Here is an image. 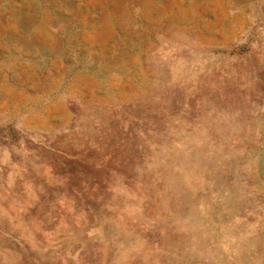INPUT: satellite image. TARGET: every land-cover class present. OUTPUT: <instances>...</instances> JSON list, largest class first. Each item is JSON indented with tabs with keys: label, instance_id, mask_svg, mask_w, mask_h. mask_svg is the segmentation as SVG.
Instances as JSON below:
<instances>
[{
	"label": "rangeland",
	"instance_id": "374dc122",
	"mask_svg": "<svg viewBox=\"0 0 264 264\" xmlns=\"http://www.w3.org/2000/svg\"><path fill=\"white\" fill-rule=\"evenodd\" d=\"M0 264H264V0H0Z\"/></svg>",
	"mask_w": 264,
	"mask_h": 264
}]
</instances>
